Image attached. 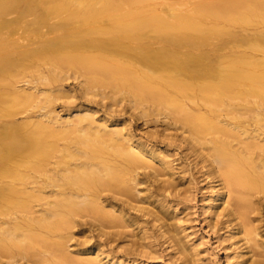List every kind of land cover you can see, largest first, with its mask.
I'll return each instance as SVG.
<instances>
[{
	"label": "bare ground",
	"instance_id": "bare-ground-1",
	"mask_svg": "<svg viewBox=\"0 0 264 264\" xmlns=\"http://www.w3.org/2000/svg\"><path fill=\"white\" fill-rule=\"evenodd\" d=\"M22 26H33L37 45L29 30L16 35ZM1 49L0 264L22 253L32 264H130L115 248L147 235L128 208L157 222L188 260L174 206L156 198L175 188L172 153L121 118L84 106L59 114L54 103L71 96L69 77L81 96L98 95L106 107L125 100L137 121L162 114L180 127L186 152L213 182L207 214L236 229L228 236L236 264H264L253 253L260 221L252 225L253 196L264 193V0H0ZM147 169L157 194L137 187ZM78 217L94 222L106 249L87 245V257L68 250Z\"/></svg>",
	"mask_w": 264,
	"mask_h": 264
},
{
	"label": "rangeland",
	"instance_id": "rangeland-1",
	"mask_svg": "<svg viewBox=\"0 0 264 264\" xmlns=\"http://www.w3.org/2000/svg\"><path fill=\"white\" fill-rule=\"evenodd\" d=\"M32 16L29 17L32 18ZM29 27H31V30H29L28 28L26 30L27 32H24L25 29L23 26L18 27L19 29L17 28V30L19 31H16V35L20 34L21 33L20 31L23 28L24 31L22 30L23 34L21 35L25 36L29 34L28 35L29 38L32 37V39H35V42H33L30 46L32 45L35 46L38 43L37 40L38 37L37 34L33 32V28H32L33 26H29ZM43 29L47 30L48 28L46 26H43ZM28 30L30 31L29 33ZM24 33H28V34H24ZM53 33L51 32L48 33V36L51 37L52 35H55V32ZM6 34L4 36H6ZM1 35H3V33ZM2 50L3 49H1L0 51ZM4 52L6 53V51ZM42 69L44 68H40L38 70H42ZM33 72L30 73L33 76L34 75L38 76V73L41 74V72H36V71ZM78 80H79L78 78L69 77L64 81L65 84L64 88L67 90H72L70 92L71 96L70 97L63 96L58 98L54 103L55 111H59V114L65 116L66 113L70 111L75 113L76 110L83 109L84 107L87 109L88 107V109L90 110L89 112H91L92 110H93L92 112H95L94 114L95 116H104L109 120L110 119L119 120L121 118V120L119 121L122 122L123 119L125 122H127V124L129 123L130 129L132 130V132L136 134L137 137L149 138V143L152 144L155 148H160L172 153V155L170 156L173 159L172 163L174 166L173 168L174 176L172 179L175 183V188L173 189V191L169 194H166V196H164L163 194H157L155 189L158 182L154 180L155 179L154 176L147 169L145 170V173L147 174L146 175L147 182L137 185V187L140 190V193L144 194L148 192L150 188V190H154L153 191L154 194H157L156 198L159 199L166 198L165 200L168 199L167 200L168 203H171V205L174 206V207L172 206L173 212H171L172 213L171 220L173 223L172 226L174 225L176 226L179 232L180 240L189 247V250H187L189 251V254H187L188 257L185 253L186 257L188 258V260L187 259L185 260L189 264H236L235 255H236L237 245H234V243H232L233 239L228 237L235 228H232L231 230L229 224L227 226L226 216L219 215L217 217L216 216L211 217L209 214H207L208 213L207 204L209 205V200L207 199L208 198L207 196L210 193L208 191L212 190L210 186L213 185V182L210 183L211 182V180H209L210 177L207 176L205 177L204 172L206 171V169L204 168L205 169L204 170L202 168L203 163L202 164L197 163L195 161L196 159L192 155L186 152V148H184L185 145L183 146V143L179 138L181 133H180V129L177 128L180 127L173 126V124H171L172 122L166 119L167 117L165 118V116H163L162 114L159 115L151 114L145 117V119L143 118L142 120L139 119L137 121V119L135 120L131 116L132 115L131 109L128 107L129 103L125 100L124 101L122 100V102L118 103V105L116 104L114 106L113 104L106 107L105 104L107 100L105 99L102 100L98 95L96 97L90 96V99L88 98V96L87 97L81 96L82 93L80 90L81 89L79 84L80 82ZM34 81L35 80H33L32 83H34ZM41 82L36 81L37 83L36 85L42 87L43 82L42 83ZM20 84L27 85L25 82L23 83V81H21ZM88 99L90 101H88ZM29 108L30 109H28L29 110L28 113L29 112L33 113L37 111L38 107H29ZM77 112L78 111H76V113ZM26 114H27L26 111L23 112L22 114L20 113L18 115V118L19 117L22 118ZM142 121L145 122V123L143 122V125L141 124ZM166 122H170L171 125L169 123L167 124ZM145 130L146 131L157 130L158 133L156 134V136L155 135L149 136L148 134L150 133V131L148 133V131L146 132ZM161 130H165L167 133L169 132V134L173 133L171 134L173 135L172 139L160 136L159 131ZM148 184L150 185L148 186ZM137 192L139 193V191ZM253 198L258 209L257 211L255 210L256 213L253 212L255 214L252 213V216L258 215L257 218L259 217V220L254 216L258 221L257 220L254 221L255 220L254 219L252 221L254 222L252 225L253 226L260 225V230H259L260 235H257L256 237L257 240L259 239L261 241V243L260 241H258L261 245H257V249H255L258 252L256 251L253 252L256 255V253L258 254L259 252L264 254V249L262 246L264 245V235H263L264 234V193L257 192L255 193ZM106 203L107 201L103 202L104 205H106ZM128 210L130 211L129 213L131 214V216L138 217L139 224L145 227L144 231L141 233L147 235L146 237H144L143 234L142 236L140 235L137 236L135 235L133 237L127 236L130 239L133 238L132 240H135V242L133 243V245H131V247L126 242L128 241L129 238L124 237L125 238L124 239L123 237L120 238L116 236V238H118L117 241L124 243L126 242L125 245H128L130 247V248L128 247V249L126 250L124 248H119V249L115 248V250H118L119 254H122L123 257H125L126 260L130 262V264H186L187 263V262L184 263L185 260H183V257L181 256L183 254H181L180 252L177 253L178 250L176 251L177 249L176 245L173 242L171 243V241L166 238V235L161 234L160 229H158L157 222L153 224L150 221L151 217L143 216L141 212H138L133 209L128 208ZM77 220H78V224H76L71 229L72 235L70 239L66 242V245L69 246L68 250L69 249L71 251L75 250V252H77L76 254L77 255L79 254L82 257L87 255L82 250L86 248L87 245H91L92 243L93 244L100 243L101 246H104L103 248L105 249L108 247L106 243H110V242L107 241L106 236L104 235L100 236V234L98 233L99 232L98 229H96L97 226H95L94 222H91L92 224L91 223L89 224V222H86L88 221L87 219L80 217H78ZM259 221L260 223L258 225L256 222ZM121 223L125 224L126 222L122 220ZM126 227L127 226L123 228ZM129 227L127 228L129 229ZM116 228H120V227H116ZM229 229L231 230V232ZM137 233L139 234V232ZM117 241L113 242V244L111 243L110 247H113L114 243H116ZM102 243L105 245H103ZM77 244H81V247L80 245ZM84 245L85 247H82ZM73 254H75L74 251ZM88 255L90 256V254ZM261 255L260 258H262ZM254 256H252V258L257 257ZM9 259L6 258V260H4L3 258L2 264H5L6 263L5 261ZM10 260L12 261L11 264H32L30 260H28V258L24 256L23 253L22 256L20 254H17L15 258L13 257V259L11 258Z\"/></svg>",
	"mask_w": 264,
	"mask_h": 264
}]
</instances>
